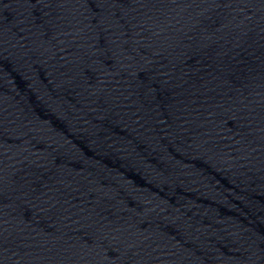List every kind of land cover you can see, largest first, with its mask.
<instances>
[{"label":"water","instance_id":"obj_1","mask_svg":"<svg viewBox=\"0 0 264 264\" xmlns=\"http://www.w3.org/2000/svg\"><path fill=\"white\" fill-rule=\"evenodd\" d=\"M0 264H264V0H0Z\"/></svg>","mask_w":264,"mask_h":264}]
</instances>
